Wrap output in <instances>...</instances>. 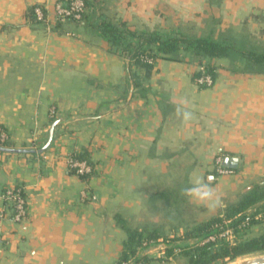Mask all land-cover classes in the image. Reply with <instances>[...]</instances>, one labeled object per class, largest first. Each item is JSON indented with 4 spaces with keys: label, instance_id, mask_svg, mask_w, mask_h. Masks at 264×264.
<instances>
[{
    "label": "crops",
    "instance_id": "0c3cea01",
    "mask_svg": "<svg viewBox=\"0 0 264 264\" xmlns=\"http://www.w3.org/2000/svg\"><path fill=\"white\" fill-rule=\"evenodd\" d=\"M90 1L81 22L48 26L29 16L37 0H0L4 147L40 149L59 121L42 155L0 152V195L22 188L27 211L19 223L0 199V264H116L131 234L181 236L230 195L264 186V63L244 54L264 55V0ZM119 22L231 50L203 59L215 79L203 88L190 51L129 66L102 34ZM76 149L94 164L85 181L68 167ZM224 158L237 161L230 175L215 169ZM203 184L211 201L182 195ZM157 243L142 251L147 264H188Z\"/></svg>",
    "mask_w": 264,
    "mask_h": 264
},
{
    "label": "trees",
    "instance_id": "16d2710c",
    "mask_svg": "<svg viewBox=\"0 0 264 264\" xmlns=\"http://www.w3.org/2000/svg\"><path fill=\"white\" fill-rule=\"evenodd\" d=\"M84 1L86 2L87 13V8L91 7V1ZM34 7L31 9L29 16L34 22L38 23L34 16ZM102 34L112 50L121 51L122 56L128 60L129 66L137 65L147 69H152L158 59L179 61L180 51L184 50L186 52L190 51L200 66L204 67L206 72L213 76V70L203 62V59L205 57L222 58L227 56L231 50L228 44L214 41L210 37L198 39L175 37L168 39L163 38L159 32L133 31L125 22L103 25ZM244 54L252 62L264 63V55L253 52H244ZM200 76L201 73L197 72L194 75V80ZM2 145L10 146L6 142ZM75 159L85 161L94 169V164L87 152L80 151ZM71 172L74 173V171ZM92 174L93 172L80 178L85 181ZM9 210L12 211L14 217V206L9 205ZM262 217H264V186L255 187L244 194L237 204L230 207L223 214L189 228L181 236L165 238L166 258L171 259L177 255H182L189 260L188 264H214L219 261H233L240 257L264 253V234L244 241L217 240L216 242L202 244L210 236L219 235L227 228L232 229L235 234L244 231L250 225L257 223ZM247 219H250L248 224H246ZM157 240L155 236L146 237L139 233L131 234L116 264H124L131 260L135 264H147L149 261L142 252L143 249L147 248L144 244L147 242L154 244L157 243ZM177 249L181 250L179 254L176 253Z\"/></svg>",
    "mask_w": 264,
    "mask_h": 264
},
{
    "label": "built area",
    "instance_id": "2783aa9c",
    "mask_svg": "<svg viewBox=\"0 0 264 264\" xmlns=\"http://www.w3.org/2000/svg\"><path fill=\"white\" fill-rule=\"evenodd\" d=\"M49 0H37L36 5L34 7V16L38 23L46 24L50 26L52 22H63V21H76L80 22L83 20V17L86 13V2L84 0H57L54 7V17L51 16V13L47 7ZM201 73V76L195 80V83L199 87L210 88L215 84V79L212 75L206 72L204 67H201L198 71ZM7 134L4 129L0 128V141L2 143L6 142ZM79 150H75L71 155L67 157V163L70 171H74V174L78 177L89 175L93 172V167L88 165L85 161H80L75 159V156L79 154ZM215 169L219 175H230L233 173L232 170L225 168L222 163V159H218L215 162ZM22 188H14L8 189L0 195V199L4 201V203L9 206L13 205L15 208L14 220L17 222H22L26 219L27 211H26V199L23 196ZM258 219V218H257ZM250 219H247L246 224H248ZM235 233L232 229L227 228L225 231L220 233L219 235H213L207 238L202 244L209 242H216L217 240H225V241H234ZM164 243V241L158 242ZM152 244L145 243L144 246L147 248ZM165 246L161 250L163 251L162 255L166 259V251ZM181 252L180 249L176 250V253L179 254ZM124 264H135L133 261H129ZM143 264V263H136Z\"/></svg>",
    "mask_w": 264,
    "mask_h": 264
},
{
    "label": "rangeland",
    "instance_id": "374dc122",
    "mask_svg": "<svg viewBox=\"0 0 264 264\" xmlns=\"http://www.w3.org/2000/svg\"><path fill=\"white\" fill-rule=\"evenodd\" d=\"M0 144H2L1 141H0ZM251 190L252 189L245 190L242 194L239 193L237 195H230L224 201L225 206H222V207L220 206L219 209H216V210L212 211V213L206 214L205 221H207V220H209V219H211L213 217H217V216L223 214L224 212H226L230 207H232L235 204H237V202L239 201V199L244 194L250 192ZM191 214H192V212L190 210V219H192ZM197 225L198 224H195V225H193V227H195ZM190 228H192V226H190ZM263 234H264V217H262L257 223L250 225L244 231H240V232L236 233L235 234V237H234V241H244V240H247V239H250V238H253V237H257V236H260V235H263ZM259 257H264V253H256V254H253V255H248V256L240 257V258H238L236 260H233V261H230V260H226L224 262L219 261V262H216L214 264H239V263H242L244 261L251 260V259H255V258H259ZM187 263H189V260L188 259H187Z\"/></svg>",
    "mask_w": 264,
    "mask_h": 264
},
{
    "label": "water",
    "instance_id": "95a60500",
    "mask_svg": "<svg viewBox=\"0 0 264 264\" xmlns=\"http://www.w3.org/2000/svg\"><path fill=\"white\" fill-rule=\"evenodd\" d=\"M59 121H57L51 128L49 133V138L47 143L40 149H13V148H7L4 146H0V152L8 153V154H32V155H42L45 153L51 146L53 140H54V134H55V127L58 125ZM236 159L234 158H224L223 159V166L225 168H237ZM239 264H264V257H259L251 260L244 261Z\"/></svg>",
    "mask_w": 264,
    "mask_h": 264
},
{
    "label": "clouds",
    "instance_id": "9594fccd",
    "mask_svg": "<svg viewBox=\"0 0 264 264\" xmlns=\"http://www.w3.org/2000/svg\"><path fill=\"white\" fill-rule=\"evenodd\" d=\"M178 116H182L185 122L193 118V113L190 111L182 110L181 108L176 109ZM182 195H190L193 199L200 202L211 201L213 197V191L208 185L203 184L198 187H191L183 190ZM218 203V200L216 201ZM211 206H215L214 204Z\"/></svg>",
    "mask_w": 264,
    "mask_h": 264
}]
</instances>
